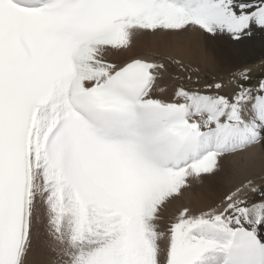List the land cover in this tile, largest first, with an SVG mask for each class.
<instances>
[{
	"label": "snow or ice",
	"instance_id": "6c2138e0",
	"mask_svg": "<svg viewBox=\"0 0 264 264\" xmlns=\"http://www.w3.org/2000/svg\"><path fill=\"white\" fill-rule=\"evenodd\" d=\"M257 34L264 0H0V264H264V72L194 59Z\"/></svg>",
	"mask_w": 264,
	"mask_h": 264
},
{
	"label": "bare ground",
	"instance_id": "6f19581e",
	"mask_svg": "<svg viewBox=\"0 0 264 264\" xmlns=\"http://www.w3.org/2000/svg\"><path fill=\"white\" fill-rule=\"evenodd\" d=\"M263 42H264V36L259 37V38H255L253 40H249V39L245 38L240 44H236L234 41L229 39L227 36H222V37H218V38L208 37L206 39L202 38L200 44L198 45L199 55L194 57V59H196L198 61V63L202 67L205 68L206 71H208L209 69H220L221 67H224L227 65L233 66L236 63L243 61L245 59V57L247 56V54H249V51H251L254 47L258 48L261 44H263ZM244 48L247 52L243 51ZM145 51H146L145 47L142 44L138 43L137 47L135 49V52L137 54H144ZM234 54L236 56H234L235 59H233V62H227L226 61L227 63H224L222 66L220 64H214V62H213L214 57L216 55L219 57L222 55H226L229 58V56H231V55L233 56ZM263 63H264V60L259 61V63H257V65H254L253 67H251L253 69V77L254 78L257 77L256 74L260 70V67ZM210 71L213 72L215 70H210ZM228 76L229 75L227 74V77ZM241 179H243L242 176H237L234 178V181L238 182ZM178 207H179V202L172 209V211L174 212L176 210V208H178Z\"/></svg>",
	"mask_w": 264,
	"mask_h": 264
},
{
	"label": "rangeland",
	"instance_id": "374dc122",
	"mask_svg": "<svg viewBox=\"0 0 264 264\" xmlns=\"http://www.w3.org/2000/svg\"><path fill=\"white\" fill-rule=\"evenodd\" d=\"M259 37H262V36L260 34H257V36L255 38H259ZM254 48L252 50L250 49L251 51H249V54H247V56L245 57V59L243 61L238 62L233 66L227 65V66L221 67L220 69H209V70H215V71H213L214 73L227 78V74L230 76L232 73H235V72L238 73V71L240 72L244 68H251L254 65H257V63H259V61L264 60V42L258 48H256V47H254ZM243 51H246L245 48L243 49ZM225 56L226 55H222L219 57L216 55L214 57V61H213L214 64H220L222 66L224 63L233 62V59H235L234 56H236V55L235 54L233 56L231 55V56H229V58H228V56H226V57ZM262 71L264 72V63L261 65L260 70L257 72V74H256L257 77H255V78L253 77V79L255 80L256 78H258Z\"/></svg>",
	"mask_w": 264,
	"mask_h": 264
}]
</instances>
